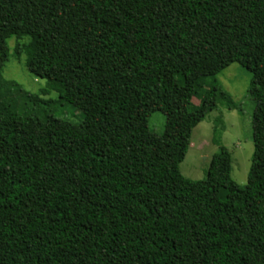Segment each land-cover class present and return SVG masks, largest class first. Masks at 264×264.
<instances>
[{
	"label": "trees",
	"instance_id": "obj_1",
	"mask_svg": "<svg viewBox=\"0 0 264 264\" xmlns=\"http://www.w3.org/2000/svg\"><path fill=\"white\" fill-rule=\"evenodd\" d=\"M11 37L81 123L3 80ZM232 64L255 103L247 184L223 147L187 180L193 130L238 110ZM263 205L264 0H0V264H264Z\"/></svg>",
	"mask_w": 264,
	"mask_h": 264
},
{
	"label": "rangeland",
	"instance_id": "obj_2",
	"mask_svg": "<svg viewBox=\"0 0 264 264\" xmlns=\"http://www.w3.org/2000/svg\"><path fill=\"white\" fill-rule=\"evenodd\" d=\"M27 40L17 37L7 38L5 48L8 61L2 72L5 82L16 83L20 89L39 98L42 114L53 115L71 124H79L83 115L69 105L60 101L58 92L47 81L33 77L26 68V56H16L18 43ZM221 88L238 105V110H229L219 104L192 132L190 145L184 161L179 166L181 175L190 181H203L214 155L220 148H226L231 155V179L238 186L247 184L251 167L254 146L252 142V115L255 103L249 96L251 74L238 64H232L217 76ZM203 90L199 97L192 100V106L198 107L203 97ZM14 97H7L4 104H12ZM19 107V111H20ZM166 119L162 113H154L149 119V130L157 135L165 133ZM264 209V205H263Z\"/></svg>",
	"mask_w": 264,
	"mask_h": 264
}]
</instances>
